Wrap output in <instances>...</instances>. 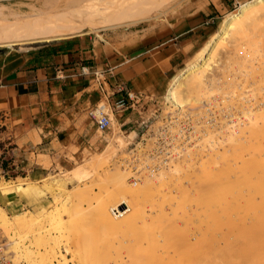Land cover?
<instances>
[{"label":"rangeland","instance_id":"obj_1","mask_svg":"<svg viewBox=\"0 0 264 264\" xmlns=\"http://www.w3.org/2000/svg\"><path fill=\"white\" fill-rule=\"evenodd\" d=\"M44 1L46 0H0V42L4 43L0 45V56L6 54L7 52L20 53L23 51L36 48L40 45L49 43V41L47 42L34 41V42H29V43H23L22 41L27 42V41L34 39V37L38 36L41 32L48 31L47 29L49 28V26L65 25V23H68V22H74V23H78L82 25L83 30L81 31H83V33L81 34L94 36L97 39H99L101 43L116 46L120 43V41H118L120 40V38H125L126 36L138 35L139 32L140 34L144 35L147 30L152 31L154 28L157 29L163 26L167 27L168 24L171 25L172 23H174V21L177 20L178 17H182L190 13H198V12L201 13V11H203V12H207L208 15L213 17L212 22H209V24L206 26L207 27L206 32H203V31L198 32L197 35L189 37L188 41L198 40V42L194 44V46L187 48V52L182 62L176 68L175 73L171 75V78L169 80V83L164 93L155 97L152 100L145 102L144 104H142V106H139V107L137 106L135 108L134 110L135 113L133 114L134 116L132 117H138L140 115L145 121L144 124L141 126L143 127L142 130L144 132L143 137L139 133H137L138 135H135L133 133L127 135L128 130H124L123 132L125 134H121L120 127H118L117 123L115 122V119L113 118L111 122L112 123L111 129L108 130L105 135H100L101 140L104 142V145L100 148L99 151H96L95 153L86 151V154L82 159H72V158L69 159L71 161V165L69 167H66V166L61 167L58 165L57 166L55 165L54 167H50V165H48L49 162L44 161L43 165L48 166L47 168H45L42 171L36 170L34 173H28L27 169L20 171L19 173H20L21 179L19 178L18 179L19 182L15 184L14 182H12V179H10L9 177L10 175L6 174L2 170V168L6 167V162L0 156V183L9 181L11 186H13L11 189H9L10 191L8 190V192L6 191V193L0 192V207H1L0 209H3L6 212L7 216L9 217L11 221H13L14 215H17V214L22 215L25 213L32 214L41 223L42 230L46 229V231H48L52 236H54L56 239L59 240V245L57 249L59 251L58 254L63 255L65 260H67L68 264H76V262L70 259V253L68 252L72 248L70 250L67 248L69 245L71 246V242H70L71 239L72 240L77 239L79 241L81 240V242L83 243L82 237L85 231L87 232L84 234V236L89 232L88 230L90 231L93 230V234L90 232L91 236L89 233V237L91 238L93 237L92 238L93 241L91 240L92 242H90L92 243L91 247L95 249L96 244H98L100 248H103V250L107 251V252H104L106 254L112 251L113 252L114 251L117 252L119 250L122 251L124 249L123 245H126L124 243V240L133 238L134 236L132 235L131 237H129L118 231H107L106 230L107 232L106 231L105 232L107 234L103 233L104 230L101 231L102 229L100 230V228H98L93 223L92 217L90 218L91 212L93 211L91 207L95 209L94 206L95 205L97 206L98 203H103V204L108 203L109 204L111 203L110 201L113 199L111 197L112 199L109 200L107 195H109V192L112 193L114 191V190L110 191L112 189L111 187H113L112 186L113 183H111L113 181L110 182L111 180L110 174H112L116 170L115 167H117L118 171H121L124 173L128 171L127 174H129V176L126 179V182L128 185L121 189L122 195H124L125 199L127 197L126 200L128 201L125 202V204L121 205L122 209L118 207L117 208L118 210L120 209L119 210L120 212L127 210V212L124 214H128V213H131L137 210L138 218L136 220V223H138L139 226L141 225V228H137L136 230L134 229V231H132L133 234L137 235V234L149 233L152 225L154 226V223L147 221L148 219L147 216L149 217L153 216L155 212L151 211L153 209H150L149 211L148 209L149 206L147 205H150L152 207L154 203L162 201V200L167 201V202L169 201L173 204L178 205V207L175 208L174 211H172L173 214L170 213L169 211L161 214L163 215L162 218H166V219H169V218L175 219V220L185 219L187 217L186 215L190 213L189 206H188L191 200V195L189 193L190 192L189 181H191L190 178L196 175L200 176L203 174L202 169H201L202 167L200 165L201 163L202 165L207 167V170L212 169V167L214 166L213 163L215 161V156L214 155L208 156L207 154L202 153L199 149L200 147H202V144H203L202 139L205 137V135H207V133L210 134L209 137L211 136L210 137L211 141H213L214 139L217 140L216 130L214 128L215 127L214 118L217 116L216 111L218 110L215 109L216 107L215 108L213 107L215 106V102H216V100L214 99V94H217L218 92L214 90V88H217L214 86H211V91L209 88H207L209 92L207 91V89L196 88L198 92L200 91L199 94L196 89L194 90L192 88L193 91L192 89H189V91L186 93L187 95L186 97H189L187 98V101L189 102L191 101V99L193 100L195 97L200 98V96H203L204 94L205 96L207 97L209 96V97L207 98L203 96L204 99L200 98V99H197L196 101L194 100L195 103L193 101H191L192 103L190 102V104L187 102L186 105H184L183 109L181 110L178 107L174 106V104L169 101V98L167 97L168 89H170V86L172 85V81L174 79L175 80L177 79L178 81L182 82L186 78L185 76L188 73L186 69L189 67V65H192L195 63L197 64V62L202 63V61H199L200 55H203L202 52H204V49L207 48V45L209 44V42L211 40L213 41V38H215L214 40H216L214 42L218 41L219 43L220 41H223L222 44L217 49L218 55L222 59V54L224 50L223 47H225L226 40L225 39H224L225 41L221 40L223 39L222 38L223 35L219 36V34L222 33L220 31H222L223 20L228 18L230 13H233V11L236 12V10H238L242 5L249 4L250 2L253 3V1H256V0H80L79 8H73V9L63 7L64 2L62 0H60L59 5L57 4L55 6H44L43 4H41V2H44ZM140 12L142 15L140 14ZM143 12L145 15L143 14ZM262 19H264V17H262L261 20H259V22L260 21L261 22L258 23V26L260 28L264 27V24H262L264 20ZM60 23H63V24H60ZM12 42H16V43H12ZM215 58H213V60H215ZM209 60L210 61H208V63L212 61L211 62L212 64L209 65L210 63L209 64L206 63V65H209V66L207 67L205 65L202 68L203 74H210V72L212 71L211 67L215 69L214 65H216V62L214 61L215 64L213 65V60L212 59H209ZM227 63H228L226 64L227 68L231 70V66H232L231 60L230 62H227ZM228 79L229 77H225L224 81L222 82L226 83L225 81H227ZM183 90L184 89L182 88L180 93L183 92ZM205 90L209 93V95H207L208 93ZM203 91L204 93H202ZM192 93H193V96L191 95ZM249 93L250 92H248L247 95ZM189 94L192 96V98H190ZM227 102L228 103H226L225 101L224 105L225 103L229 104L232 101L228 100ZM213 109H215V112H213L214 111ZM239 113H240L239 111H235L236 115L234 114L233 116L236 117ZM223 116L222 115H220V117L217 116L216 119L218 118L220 119L221 117H222L221 119H223L224 121H227L228 119H230V117H232L230 120L235 119V117H233L232 115L228 117H226L225 115ZM224 118H226V120ZM202 121L204 122V124L206 123L207 126L204 124L202 125L203 123ZM198 122L200 123L198 124ZM134 127H136L137 130L142 131L140 130V127L138 126V124H136V126L134 125L133 128ZM173 131L176 133H174ZM212 135L214 138L212 137ZM207 140L209 139L207 138ZM193 142H195L196 144ZM208 142L209 141H207L206 143ZM174 143L176 144V146H174L175 145ZM197 143L201 145L198 146ZM213 144H214V141H213ZM171 146H173V148ZM0 147H1V142H0ZM173 149L176 150L175 152L177 153L173 152ZM178 149H181L182 151ZM168 153L170 154L168 155ZM131 160L133 161V163ZM260 160L264 161V157H262ZM186 163L188 164V166H192L193 168L195 167L196 168L192 170L193 168L191 169V167H188ZM196 164L200 165V167L198 165L197 167ZM137 168H140V169H137ZM186 168H188V171L191 170L192 172H188V171L186 172L185 171ZM172 169L174 172L172 171ZM176 169L182 172L181 173L176 172L177 174L179 173L177 175L175 173ZM150 172L153 173L152 176ZM100 173L102 174L100 175ZM104 173H105V177L107 175L106 178L107 180L109 179L108 182L110 184L106 181V178L103 176ZM81 175H82V178H81ZM160 175H161V178L159 182ZM163 175H167V176H163ZM37 176H40V177H37ZM77 178H78V181H76ZM103 178H105V180ZM138 178H140V180ZM165 178L167 179V182ZM178 178L181 181L180 183H179ZM208 178H209V174H207V179ZM100 179L103 182L99 181ZM92 182L95 184H92ZM143 183L146 184L145 192L141 191V195H139L138 193H136L137 189L135 191V186L136 187H138L139 185L141 186L143 185ZM167 184L168 185L170 184L171 186L170 185L168 186ZM20 185H22L21 187H24V188L26 187L27 190H29L28 196H24L23 191H15L17 190L16 187ZM77 185L79 187V191H77L76 193V190H78ZM85 185H88L89 189ZM166 185L167 187H165ZM232 185L242 186L241 182H239V184H232ZM73 187H76L77 189H74ZM165 188L167 189V191H165ZM36 189H38V191L40 190L41 193L42 192L43 193L41 194L40 191L38 192L36 191ZM46 189H49V190L47 191ZM50 189H52L53 193H50L51 191ZM82 189L84 190V192L81 191ZM257 189L259 191H257ZM69 190H71V192L73 191L72 196L69 194ZM173 190L175 191V193L173 192ZM74 191L78 196L76 194H73ZM106 191L107 192L109 191V192L107 193ZM162 191L164 193H161ZM35 192L38 193L37 195L39 198L36 197L37 195H35ZM159 193L163 194L161 195V198H160ZM262 193H264V188L238 187V188L231 189L230 193L226 194L227 196L226 198L228 199V201L226 202L227 204L226 207L228 208V212L230 213L231 216H237V211H240L239 206L236 204L237 200H233L232 196L239 195L241 198L242 197L245 199L253 198V199H256L255 201H258L259 198H262V196H264V194ZM54 194H55V197H54ZM175 194H178V195H175ZM130 195H132L133 198H131ZM12 196L18 197L19 199V201L17 202L18 204H12L11 202L13 201V199L11 200ZM56 196H57V199H56ZM60 196H61V199H60ZM153 197H156V198L153 199ZM100 198L104 200L100 202L101 200ZM175 198H177V200H175ZM64 199L65 200L67 199L66 203ZM151 199L153 200L151 201ZM209 200L211 202L212 201L216 202L217 200L216 195L214 193L210 194ZM82 202H84L83 205H82ZM87 204H90V206L89 205L87 206ZM134 204L136 206H134ZM59 206L60 208H58ZM77 206H79L80 209H78L79 207L77 208ZM137 206L138 207L140 206L139 209L135 208ZM211 207H210L211 209L210 211L209 210L205 211L204 209L203 211L200 210L199 215L202 216V214L206 215L207 213L211 215V211H212ZM57 208L59 210L56 211ZM81 208L84 210L86 209L87 210L86 212L88 211L90 212L91 210L92 211L90 212V214L83 212L84 216L81 217L80 214H82V212L81 213L78 212L80 210L83 211ZM87 208H89V210ZM112 209H110V213L108 214H110V216L113 219L122 217L120 215L114 218V216L111 214ZM75 210L79 214L78 213L76 214ZM69 212L70 214L72 213L71 216L67 215ZM87 214H89V217H87L88 216ZM76 215L80 216L81 218L78 217V219H75V220H70V221L68 220L70 217L74 218ZM210 215H208V218ZM247 215L249 216L250 213H247ZM65 217H67L68 219H66ZM65 219L68 221H66ZM86 219L88 220L87 221L88 223L83 222V220L85 221ZM57 222L59 223L58 226H56V224H58ZM163 222L164 221H162L160 224H162ZM65 224H67V226ZM53 226H55L54 228V230L56 229L55 231L52 230ZM156 227L157 226H154V228ZM37 229H38L37 226H33V230L35 231L34 233L37 232ZM58 229L59 231H61V233H59ZM66 229H68V231H65ZM76 229L77 231L78 230L79 231L75 232ZM80 229L81 230L84 229L85 231L82 232ZM192 229H193L192 226L188 224L184 226L182 230L190 231ZM15 230L17 229H14L12 230L13 232L10 231L8 234H6L0 229V242L6 245L5 247L10 253L8 264H12L13 258L23 253L21 252V245L13 246L14 242L18 241V239H16L18 235V232H17L18 230L17 231ZM99 231L102 234H105V236H103ZM155 231H158V228L152 230V232L154 233ZM32 234L33 233L29 232L30 242L29 240H26L24 242V245L27 246L29 251H31L32 256L35 257L38 255L37 254L38 244L34 242L35 239L33 238ZM110 239H112L113 241H110ZM82 248H85V247L80 246L79 248H76V249H79L78 252L81 255L83 254ZM63 249L67 253H65ZM21 259H19L20 264H34L32 262L30 263L27 262L25 258L24 259L21 258Z\"/></svg>","mask_w":264,"mask_h":264},{"label":"bare ground","instance_id":"obj_2","mask_svg":"<svg viewBox=\"0 0 264 264\" xmlns=\"http://www.w3.org/2000/svg\"><path fill=\"white\" fill-rule=\"evenodd\" d=\"M62 1L64 2L63 7L70 8V9L79 8V5H80V0H62ZM41 4H43L44 6H55L57 4L58 5L60 4V0H46L44 2H41ZM262 17H264V0H256V1H253V3L250 2L249 4L242 5L238 10H236V12L233 11V13H230L229 17L223 20L222 31H220L222 33L219 34V36L223 35L222 36L223 39L221 40H224V39L226 40L225 47H223L224 50L222 54V59L219 57L217 49L219 48V46L222 44L223 41H220L219 43L218 41L214 42L216 40H214L215 38H213V41L211 40L209 44L207 45V48L204 49V52H202L203 55H200L199 61H202V63L197 62V64L195 63L192 65H189V67L186 69V71L188 72L187 75L185 76L186 80L184 79L185 81L183 80L182 82H180L177 79L176 80L174 79L172 81V85L170 86V89H168L167 97L169 98V101L173 103L174 106L182 110L184 105H186L187 102L190 104L191 101L194 102V100L196 101L197 99H200V98L204 99L203 96H205V94L203 96H200L201 95L200 94L199 95L200 98L195 97L196 98L195 99L193 97L194 98L193 100L191 99L190 102L187 101V98L189 97H186L187 96L186 93L189 91V89L193 88L195 90L196 88H199V89L209 88L211 91V86H214V87H217V88H214V90L218 92L217 94H214V99L216 100V102H215V106L213 105L214 106L213 108L216 107L215 109L218 110L216 111L217 116L220 117V115L222 116L225 115L226 117H228L231 115L233 116L235 114V111L240 112L236 117L233 116L235 117V119L230 120L232 118L230 117V119L227 118L228 119L227 121H224L223 119H221L222 117L220 119L218 118L219 119L218 120L216 119L217 116L215 115L216 116L214 118L215 124L214 123L213 124L215 125L214 128L216 130L217 140L215 139L213 140L214 144H213V141L210 140V137H211V136L209 137L210 134H208L207 132H205L207 133V135H205L204 133L206 138L205 137L203 139L201 138L203 140L202 142L203 144L199 150L202 153L207 154L208 156L214 155L215 161L213 163L214 166L212 167V169H209V170H207V167L202 165L201 163L200 165L202 167L201 169H202L203 174L200 176L196 175L190 178L191 181H189V184H190L189 193L191 195V200L189 202L190 204L188 205L190 213L186 215L187 217L185 219H178V220L170 219V218L169 219L162 218L163 215L161 214L166 213L167 211L172 213V211H174V209L178 207V205L176 204H173L169 201L167 202V201L162 200V201L154 203L152 207L150 205H147L149 206V208L147 207L149 211L150 209H153L151 211L155 212L153 216L149 217L146 215L148 217L147 221L154 223V226H157L156 228H158V231H155V233L152 232V230L156 229L152 225L151 227L152 230L150 229V232L152 233L149 232V233L137 234V235L133 234L132 231H134V229L136 230L137 228H141V225L139 226L138 223H136V220L138 218L137 210L131 213H128V214H124L127 212V210L122 211L121 213H119V215H121L122 217L120 218L118 217L117 219H113L110 216V214H108L110 213V209L112 208L114 209L118 207L122 209L121 205L125 204V202L128 201L126 200L127 197L125 199L124 195H122L121 193V189L128 185L126 182V179L129 176V174H127L128 171L124 173V172L118 171L117 167H115L116 170L112 174H110V177H111L110 182L113 181L111 182L113 183V185L111 184L113 187L110 186L112 189L111 188H110L111 190L109 189L110 191L112 190L114 191L112 193L108 191L109 195H107L109 200H111L112 198L113 199L110 201L111 203L109 204L108 203L103 204V203L97 202L98 205L94 206L95 209L91 207L93 211L92 210H91L92 212L90 211L91 212L90 218L92 217L93 223L98 228H100V230L102 229L101 231L104 230L103 233H106L107 231H118L129 237H131L132 235L134 236L133 238L124 240V243L126 245H123L124 249L122 251L120 250L117 252L112 251L106 254L104 252H107V251L103 250V248H100L98 244H96L95 249L91 247L92 243L90 242L93 241L92 240L93 237L92 238L89 237V233L91 232L93 234V230L92 231L88 230L89 231L87 233L88 235L86 234L84 236V234L87 231H85L84 229L83 230L80 229L82 232L85 231L82 237L83 238L82 241L85 245L81 242V240L79 241L77 239H73V240L71 239L70 241L71 246L67 243L69 245L67 249L70 250L72 248L70 251L67 250L70 253V259L76 262V264H264V196H262V198H259L258 201H255L256 199H253V198L252 199H245L243 197L241 198L239 195L232 196L233 200H237L236 204L239 206V209L241 211V212L237 211V216H231L230 213L228 212V208L226 207L227 205L226 202L228 201V199L226 198L227 197L226 194H229L231 189L238 188V187L264 188V161L260 160L262 157H264V92H262L264 91V27L260 25L262 27L260 28L258 26V23L261 22V21L259 22V20H261ZM60 24H63V23H60ZM262 24H264V22H262ZM47 30L48 31L41 32L38 36L34 37V39L30 41H27V42L22 41V42L23 43H29V42H34V41L47 42V41H52V40L54 41V40L64 39L66 37L69 38V37L78 36L81 33H83V31H81L83 30V26L78 23L68 22V23H65V25L49 26ZM12 43H16V42H12ZM2 44L4 43L0 42V45ZM213 58H215V60H213ZM209 59L213 60V65L215 64L214 61L216 62V65H214L215 69L211 67L212 71L210 72V74H203L202 68L206 65V63L207 64L210 63L209 65L212 64L211 63L212 61L208 63V61H210ZM230 60L232 62L231 70H229L226 66V64H228L227 62H230ZM209 65H206V66L208 67ZM225 77H229V79L225 81L226 83H223L222 81H224ZM182 88L186 91L183 90V92L180 93ZM207 91L209 92L208 89ZM248 92L250 93L247 95ZM202 93H204V91ZM191 95L193 96V93ZM191 95L189 94L190 98H192ZM207 95H209V93ZM228 100L232 102H230L229 104H226L228 103L227 102ZM225 101L226 103L224 105ZM98 107L102 108L103 104L102 103L98 104ZM215 109H213L214 110L213 112H215ZM103 111L108 112V110H103ZM224 119L226 120V118ZM200 122H198V124ZM203 124L204 122L202 123V125ZM204 125H206V123ZM207 138L209 140H207ZM206 140L209 142L206 143L207 142ZM197 145L199 146L201 144L197 143ZM174 146H176V144ZM171 147L173 148V146ZM178 150H181V149H178ZM175 151L176 150L173 149V152ZM169 154L170 153H168V155ZM197 165L198 164H196V166ZM200 165L198 166L200 167ZM188 167H191V169L193 168L192 166H188ZM195 168H193L192 170H194ZM137 169H140V168H137ZM185 171L187 172L188 168H186ZM176 172H180V171L176 169L175 173ZM188 172H192V171L189 170ZM102 173H100V175ZM152 174L153 173H151V176ZM207 174H209L208 179H207ZM103 176L105 177V173L103 174ZM163 176H167V175H163ZM81 178H82V175H81ZM105 178L103 179L105 180ZM140 178L138 179L140 180ZM160 178H161V175L159 176V182H160ZM108 180L106 178L107 182ZM76 181H78V178L76 179ZM99 181H102V180L100 179ZM166 182H167V179H166ZM180 182L181 181L179 180V183ZM239 182H241L242 186L232 185V184H239ZM92 184H95V183L92 182ZM167 185L165 187H167ZM21 186L22 185L17 186L16 187L17 190L15 191H23L24 196H28L29 190H27L26 187L24 188ZM85 186H87L88 188V185H85ZM12 187L13 186H11L9 182L0 183V192L6 193V191L8 192V190L11 189ZM145 187H146L145 183H143V185L141 186L139 185L138 187L135 186V191L137 189L136 193L141 195V191L145 192ZM73 188L74 189L78 188V190H76V193L77 191H79L78 185H77V188L76 187H73ZM52 189H50L51 190L50 193H53ZM46 190L48 191L49 189H46ZM174 190L173 192L175 193ZM36 191H38V189H36ZM81 191L84 192L83 189ZM165 191H167L166 188H165ZM257 191L259 190L257 189ZM70 192L71 190H69V194L72 196L73 191L71 193ZM76 193L74 191L73 194H76ZM161 193H164V192L162 191ZM212 193H214L217 197L216 202L214 201L211 202L209 200L210 194ZM37 194L38 193L35 192V195ZM161 195L163 194H160V198H161ZM175 195H178V194H175ZM130 196L131 198H133L132 195ZM36 197L39 198L38 195ZM54 197H55V194H54ZM155 198L156 197H153V199ZM56 199H57V196H56ZM60 199H61V196H60ZM153 199H151V201ZM66 200H65V203H66ZM102 200L104 199H101L100 202ZM175 200H177V198H175ZM83 203L84 202H82V205ZM88 205L90 206V204H87V206ZM79 206H77V208ZM134 206L136 205L134 204ZM80 207L78 209H80ZM139 207L137 206L135 208L139 209ZM210 207L212 208L211 215L208 213L206 215L202 214V216L199 215L200 210L203 211L204 209L205 211L207 210L210 211L211 210ZM58 208H60V206ZM58 208L56 209V211L59 210ZM89 208L87 209L89 210ZM82 210L83 211L81 210L78 211L79 213L82 212V214H80L81 217L84 216L83 212L87 211L86 209L85 210L82 209ZM78 212H76V214ZM90 212L88 211L86 213L90 214ZM247 213H250V215L248 216ZM71 214L69 212L67 215L71 216ZM89 214H87L88 215L87 217H89ZM208 215H210L209 218H208ZM76 216L74 218L70 217L71 219L70 218L68 219L67 217L65 218L70 221V220L78 219V217H80V216H77V217ZM87 221H88L87 219L85 221L83 220V222H87ZM162 221L164 222L160 224ZM188 224L191 225L193 229L190 231L182 230L183 227ZM58 225L59 223L56 224V226ZM65 225L67 226V224ZM33 226L38 227L36 233H34L35 231L33 230ZM54 228L55 226H53L52 230H54ZM0 229L6 234H8L10 231L14 229L18 230V231L15 230L18 232V235L16 238L18 239V241L16 242L14 240L15 242L13 246L21 245V252L23 253H21L20 255H17L18 254L17 253L16 254L17 256H15L12 260V264H20L19 259L21 258L23 259L25 258L27 262L29 263L32 262L34 264L35 263L37 264H59V263L68 264L67 260H65L63 255L58 254L59 251L57 249L59 245V240L56 239L54 236H52L48 231H46V229L42 230L41 223L32 214H28V213H25L22 215L17 214V215H14V219L13 221H11L9 217L7 216L6 212L3 209H0ZM65 231H68V229H66ZM76 231L77 229L75 230V232ZM29 232L33 233L32 235H33V238L35 239L33 240L34 242H36V244H38V247H37L38 255L35 257L32 256L31 251H29L27 246L24 245V242L26 240H29L30 238ZM59 233H61V231H59ZM91 233H90V236H91ZM102 235L105 236V234H102ZM110 241H113V240L110 239ZM80 246L85 247V248H82V252H83L82 255L79 254L78 252L79 249H76V248H79ZM64 252L67 253L65 250Z\"/></svg>","mask_w":264,"mask_h":264},{"label":"crops","instance_id":"obj_3","mask_svg":"<svg viewBox=\"0 0 264 264\" xmlns=\"http://www.w3.org/2000/svg\"><path fill=\"white\" fill-rule=\"evenodd\" d=\"M212 19L207 12L190 13L167 27L120 38L116 46L81 34L0 56V156L6 162L2 170L15 184L20 171L47 168L44 161L50 167H69V159L99 151L104 142L90 112L103 97L91 76L81 74L82 66L111 68L107 90L123 82L137 95L157 97L187 48L198 42L189 37L206 32ZM114 119L123 130L131 129L127 112ZM12 199L18 204V197Z\"/></svg>","mask_w":264,"mask_h":264},{"label":"built area","instance_id":"obj_4","mask_svg":"<svg viewBox=\"0 0 264 264\" xmlns=\"http://www.w3.org/2000/svg\"><path fill=\"white\" fill-rule=\"evenodd\" d=\"M81 74L91 76L94 86L100 92H102L103 107L100 108L96 106L95 109L90 112V117L95 122L96 128L101 133V135H105L106 132L111 129L112 118L115 114L127 112L131 117L130 123L132 125L131 129L128 130L127 135L132 133L138 135L137 133H139L143 137L144 132L142 130L143 127L141 126L145 121L140 115L138 117L132 116H134V110L137 106H142V104L154 99L155 97H143L141 95H137L129 90L123 82L116 83L112 88H109L108 90L105 89V86H107L109 79L113 76L111 68L97 70L88 66H82ZM103 110H108V112H104ZM136 124H138L140 130L142 131L137 130L136 127L133 128V126H136ZM123 131L124 130L120 128L121 134H125ZM119 213L121 212L117 208H114L111 211V214L115 217H117ZM5 246L6 245L4 243L0 242V264L9 263L10 253Z\"/></svg>","mask_w":264,"mask_h":264}]
</instances>
